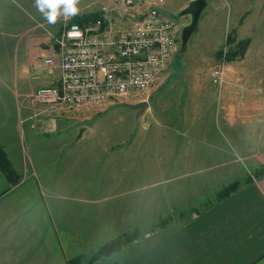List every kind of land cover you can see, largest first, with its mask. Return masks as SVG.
Returning a JSON list of instances; mask_svg holds the SVG:
<instances>
[{
	"label": "crops",
	"instance_id": "0c3cea01",
	"mask_svg": "<svg viewBox=\"0 0 264 264\" xmlns=\"http://www.w3.org/2000/svg\"><path fill=\"white\" fill-rule=\"evenodd\" d=\"M6 1L0 0L3 47L8 46L12 30L17 27L14 21L4 22V9L13 6L16 11L21 8L27 12L22 0ZM165 4L166 1L161 11L171 16ZM258 6L259 21L248 26L246 20L251 13L246 14L243 24L236 27L237 38L249 39L243 56L227 61L229 68L235 64L233 60L240 59L242 93L238 86L222 87L216 120L226 126L228 120L220 117L231 109L235 122H243L245 137L224 138L243 160L240 169L259 170L258 175L203 204L206 184H217L221 177L236 172L235 165L230 172H217V178L215 172L208 174L212 179L205 183L171 182L174 176L203 171L204 159L210 154L202 144L219 142L220 137H183L181 142L188 143L174 158L180 167H161L158 171L162 177L141 183L140 175L154 176L156 166L150 153L141 162L139 137H102L98 141L83 137L85 130L78 137H26L27 133L39 132L34 123L23 128L21 124L28 116L22 117L18 111V119L13 120L10 105L1 103L0 109L8 112L0 115V149L7 165H0V264H264V0H259ZM59 26L60 18L46 29L52 33L43 32L34 39L35 49L30 51L26 46L23 73L28 74L37 56L48 53L51 35ZM58 75V68L40 78L28 74L36 82L31 91L55 82ZM155 86L147 100L157 90ZM30 103L44 105L32 100ZM85 113L81 112V116ZM45 121L48 123L42 132L56 127L54 118ZM163 138L165 142L172 141L174 150H183V145L177 147L179 141L172 140L179 137ZM255 144L261 146L257 148ZM165 145V155L171 156L174 147ZM234 160L228 159L223 165ZM168 179L169 184L163 182ZM159 220L163 223L152 231L148 229ZM136 230L142 235L132 243L121 241L97 253L105 243L123 239Z\"/></svg>",
	"mask_w": 264,
	"mask_h": 264
},
{
	"label": "rangeland",
	"instance_id": "374dc122",
	"mask_svg": "<svg viewBox=\"0 0 264 264\" xmlns=\"http://www.w3.org/2000/svg\"><path fill=\"white\" fill-rule=\"evenodd\" d=\"M22 1L26 6L24 7L26 13L21 8V11L20 9L16 11L13 6L3 11L5 12L3 14L4 22L8 24L14 21L17 23V27L12 30L13 35L8 46H0V108H2L1 103L9 104L13 120L18 119V111L21 112L22 117L28 116L26 123H22L21 126L24 128L33 122L35 131L39 132L27 133L26 137H78L81 128L85 130L83 137L98 138V141H101L102 137L109 140L139 137L141 162L147 160L146 156L150 153L154 157L156 166L154 176L140 175L141 183L152 182L162 177L158 171L161 167H180L179 160L174 158L185 150L188 141L183 144L181 142L183 137H220L219 142L205 141L202 144L204 150L208 152L207 154H210L204 159L205 168L203 171L193 175L174 176L171 182L176 185L191 183L196 185V182L201 183L203 180L205 183L212 179L208 174L215 172L214 176L217 178V172L222 170L230 172L235 165L236 172L221 177L217 184L214 182L206 184L205 187L208 188L204 190L203 204L227 193L253 175H258L259 170L240 169L239 166L243 160L236 156L232 148H229L230 143L224 138L245 137L243 122L240 119L235 122L231 109L225 110L223 116L220 117V119L228 120L226 126L222 127L223 125L216 123V120L218 119L217 110L223 97L222 87L225 85L238 86L241 88V93L243 89L240 59L233 60L235 64L232 63V67L228 68L229 62L226 58H222L230 46L224 38L226 36V38L230 37L235 40L244 39L243 37L237 38L238 28L236 27L243 24L246 14L251 13L246 20L248 26L255 23V20L259 21V0H208V6L202 12L198 26L190 35L185 47L181 46L180 29L189 22L190 17L189 15L178 18L175 16L187 5L189 0H166L165 7L173 13L168 17L173 19L179 27L178 46L172 61L164 72L163 79L155 86L157 90L147 100L149 108L136 115L135 110L122 105L124 102L134 103L133 100H119L85 113L83 116L86 117L81 116V113H66L60 106L50 104L35 106L30 103L34 93L31 90L36 82L29 79V76L32 77L30 67L29 76L22 72L21 65L24 62L22 56L26 46L30 51L35 49L32 46L35 42L34 39L43 32L52 33L51 30L46 31V29L54 25L49 24L42 14L33 7L35 0ZM8 2L7 0L6 3ZM77 7L80 9L78 16L91 12L106 13L113 18L118 15V8L110 0H80ZM111 8L113 10H110ZM243 9L248 10L244 12ZM240 12L245 14H239ZM62 18L63 16L60 17V23ZM9 26L14 25L10 24ZM256 37H258V29ZM42 48H45V44ZM218 51H222L221 54ZM213 67H220L223 71L221 82L216 84L210 78V71ZM203 108L205 113H203ZM3 111L8 112L0 109V115ZM39 118L43 120L41 123L38 121ZM50 118L57 121L56 127L49 132H42L43 125L48 123L45 119ZM209 119L214 120V123L211 122V124ZM203 121L207 124H204ZM229 122L231 124L228 125ZM253 131L255 132L254 129ZM15 132L19 134L17 136L19 137L20 133L16 128ZM163 137H179L172 138V140L179 141L177 147L183 145V150H174L175 146L172 145V141L165 142ZM165 143L174 147L171 156L165 155ZM255 145L257 148L261 146V144ZM216 147H219V150L215 149ZM228 159L234 160V162L223 165ZM1 161L4 162L2 158ZM5 167L7 168V165ZM93 169L96 168L93 167ZM239 172H245V174ZM164 177L170 178L169 175H164ZM163 182L169 184L170 179ZM161 223L163 220L151 224L148 229L152 231ZM141 235L142 232L139 230L125 234L123 239H119V243L121 241L123 244L132 243L136 236Z\"/></svg>",
	"mask_w": 264,
	"mask_h": 264
},
{
	"label": "built area",
	"instance_id": "2783aa9c",
	"mask_svg": "<svg viewBox=\"0 0 264 264\" xmlns=\"http://www.w3.org/2000/svg\"><path fill=\"white\" fill-rule=\"evenodd\" d=\"M111 1L118 8L114 18L100 13L81 22L61 19L48 53L30 66L34 78L55 68L59 75L36 88L34 103L60 106L71 114L89 113L119 100H147L163 79L179 35L174 20L161 11L166 0ZM222 76L220 67L211 69L213 83Z\"/></svg>",
	"mask_w": 264,
	"mask_h": 264
},
{
	"label": "water",
	"instance_id": "95a60500",
	"mask_svg": "<svg viewBox=\"0 0 264 264\" xmlns=\"http://www.w3.org/2000/svg\"><path fill=\"white\" fill-rule=\"evenodd\" d=\"M207 6L208 0H189L187 5L175 16L176 18L183 15H189L190 17L189 22L186 25H183L180 29V41L182 47H185L190 35L197 28L201 14ZM122 105L135 110L136 115L142 113L149 106L147 100L136 101L134 103L124 102ZM83 130L84 128H81L79 135L82 134Z\"/></svg>",
	"mask_w": 264,
	"mask_h": 264
},
{
	"label": "clouds",
	"instance_id": "9594fccd",
	"mask_svg": "<svg viewBox=\"0 0 264 264\" xmlns=\"http://www.w3.org/2000/svg\"><path fill=\"white\" fill-rule=\"evenodd\" d=\"M79 3L80 0H35L33 7L49 24L55 25L61 16L65 19L76 16L80 11Z\"/></svg>",
	"mask_w": 264,
	"mask_h": 264
},
{
	"label": "trees",
	"instance_id": "16d2710c",
	"mask_svg": "<svg viewBox=\"0 0 264 264\" xmlns=\"http://www.w3.org/2000/svg\"><path fill=\"white\" fill-rule=\"evenodd\" d=\"M99 16H100V13L91 12V13H87V14H83V15H79V16L78 15L74 16L72 18V20L81 22L82 20L95 19ZM248 42H249V39H247V38H244L241 40H235L234 38L227 37L226 43L230 44V46L228 47L227 51L225 52L224 58H226V60L228 61V60L233 59V58L242 57L244 52H245V49L248 45ZM221 52L222 51H218L219 54H221ZM3 156H4V152L2 149H0V165L2 167L5 166V163L1 161V158H3ZM118 244H119V240L110 241L108 243H105L104 245H102L98 249L97 253L100 254L102 252L110 250Z\"/></svg>",
	"mask_w": 264,
	"mask_h": 264
}]
</instances>
